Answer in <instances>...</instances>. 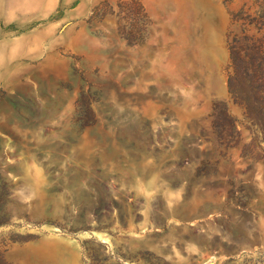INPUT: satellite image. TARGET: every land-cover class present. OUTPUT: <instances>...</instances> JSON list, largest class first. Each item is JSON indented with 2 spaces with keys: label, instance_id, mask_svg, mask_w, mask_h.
Segmentation results:
<instances>
[{
  "label": "rangeland",
  "instance_id": "1",
  "mask_svg": "<svg viewBox=\"0 0 264 264\" xmlns=\"http://www.w3.org/2000/svg\"><path fill=\"white\" fill-rule=\"evenodd\" d=\"M120 1L0 0V264H264V157L227 88L249 0H139L137 44Z\"/></svg>",
  "mask_w": 264,
  "mask_h": 264
},
{
  "label": "trees",
  "instance_id": "2",
  "mask_svg": "<svg viewBox=\"0 0 264 264\" xmlns=\"http://www.w3.org/2000/svg\"><path fill=\"white\" fill-rule=\"evenodd\" d=\"M233 1L224 0L226 4ZM121 14L129 15L122 18L127 21L123 37L131 44L142 41L146 28L152 25L142 3L139 0L120 1L117 16ZM230 20L227 88L234 104L243 110L245 119L251 124L252 133L256 134L246 148L247 153L253 157L255 141H258L260 145L257 147L264 157V0L241 3L230 11ZM223 115L239 134L237 121L230 116L227 108Z\"/></svg>",
  "mask_w": 264,
  "mask_h": 264
},
{
  "label": "water",
  "instance_id": "3",
  "mask_svg": "<svg viewBox=\"0 0 264 264\" xmlns=\"http://www.w3.org/2000/svg\"><path fill=\"white\" fill-rule=\"evenodd\" d=\"M211 264H213V263H211Z\"/></svg>",
  "mask_w": 264,
  "mask_h": 264
}]
</instances>
